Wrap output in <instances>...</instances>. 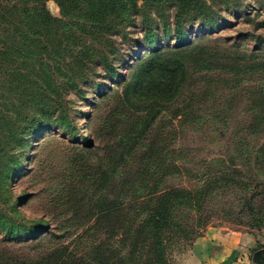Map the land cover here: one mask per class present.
Masks as SVG:
<instances>
[{"label": "rangeland", "instance_id": "rangeland-1", "mask_svg": "<svg viewBox=\"0 0 264 264\" xmlns=\"http://www.w3.org/2000/svg\"><path fill=\"white\" fill-rule=\"evenodd\" d=\"M208 2L212 6L209 20L198 16H193L189 22L186 20L183 42L177 41V35L171 29L176 15L174 4L165 2L159 7L148 3L144 11L134 16V24L120 28L112 35L118 50L117 75L112 77L98 69V74L90 79H83L84 76L72 80L59 78L66 107L57 109V113H61L57 121L45 116L42 129L28 132L31 133L29 140L24 147L17 149L20 152L17 165L4 180L0 207L6 216L20 223L17 229L26 228L28 232L10 238L0 224L3 264H13L9 258L36 257L46 251L45 247L60 241L70 249L82 252L89 249L93 240L104 241L107 233L111 234L108 247L125 249L126 226L120 223L129 217L127 212L118 213L119 224L111 228L96 223L90 208L99 201H105L102 206H106L116 199L117 182L121 180H115V172L112 173L115 170L111 161L113 149L120 135L128 133L133 123L131 135H134L133 131L142 120L145 145L158 139L157 145L165 147L169 156L185 153L190 161L185 164V170L182 166L184 171L180 174L175 173L176 162L168 163L169 176L160 187L200 189L202 183L197 177L206 170L205 161L236 157L235 164L230 159L226 163V177L235 181L236 186H224L199 206L185 209L183 226L185 228L187 224V228L197 233L190 232L187 242L182 241L173 251L172 264H190L189 253L194 241L210 230L250 233L254 238L248 251L245 250L246 261L258 264L254 253L264 248V165L258 167L254 161L251 163L247 153L239 159L235 152L242 141L250 144L249 149H257L264 142V122L255 131L251 127L255 107L264 109V93L261 92L264 89V0ZM47 9L53 16L62 17L61 7L55 0L47 2ZM146 19L159 26L154 48L161 46L164 50L175 51L178 45L198 44L205 36L221 35L229 41V44H223L225 47L232 43L241 45L242 61L236 66L227 58L224 60L226 67L221 70L215 65L202 71L191 69L181 95L164 103L165 108L163 106L155 119L152 118L155 114L146 117L149 113L145 110L130 114L136 109L134 105L116 109L118 101L111 96L112 88L121 90L127 74L133 72L143 53L150 50L144 39ZM164 23L170 25V31L166 32ZM135 40H140L144 46L139 47ZM232 55L230 48L226 57ZM232 68H237L240 74L234 77ZM181 110L185 112L183 118L179 115ZM125 114H130L132 119L120 116ZM135 117L141 121H135ZM142 154L143 149L137 148L120 169L133 173V177L139 167H145ZM241 181L243 184L239 186ZM134 185L126 184L127 187ZM131 198L134 195H122L119 201ZM38 228L43 229L40 235H46L49 228L57 235L39 243L32 239ZM237 251L239 258L244 248L238 247Z\"/></svg>", "mask_w": 264, "mask_h": 264}, {"label": "trees", "instance_id": "trees-1", "mask_svg": "<svg viewBox=\"0 0 264 264\" xmlns=\"http://www.w3.org/2000/svg\"><path fill=\"white\" fill-rule=\"evenodd\" d=\"M48 1L0 0V200L4 180L18 163L20 152L17 149L24 147L29 140L31 133L28 132L42 129L45 116L55 121L60 118L61 113H57V109L64 108L66 103L64 95H61L60 77L72 80L84 76L83 79H90L98 74V69L112 77L117 75L118 50L112 35L120 28L134 24V16L144 11L148 3L159 7L165 2L174 4L176 15L171 29L179 42L186 38V20L190 21L193 16L209 20L212 12L208 0H55L62 12V17H55L47 9ZM144 24V39L150 50L143 53L133 72L127 74L122 89L112 88L111 96L118 101L116 109L124 105L136 106L130 114L145 110L149 113L146 117L155 114L152 115L155 119L164 103L181 95L191 69L202 71L215 65L221 70L226 67L224 60L227 58L236 66L242 61L241 45L232 43L225 47L223 44H229V41L221 35L205 36L204 42L198 44L178 45L175 51L164 50L161 46L154 48L155 32L159 26L148 19ZM169 26L164 23L166 32L171 30ZM135 42H139L141 48L144 46L140 40ZM230 48L233 55L226 57ZM232 69L234 77L240 74L237 68ZM261 92L263 95L264 89ZM255 111L251 122L254 131L264 122V109L255 107ZM130 114L120 116L130 119ZM179 115L183 118L185 112L181 110ZM137 119L135 117L134 120ZM129 128L128 133L120 135L112 154V167L115 166L112 173L115 172V180H121L117 182L119 191L114 197L116 199L106 206H102L105 201H99L90 208L96 223L111 228L119 224L118 213L127 212L129 217L120 223L126 226L125 249L108 247L111 234L107 233L104 241L93 240L88 245L89 249L82 252L70 249L60 241L45 247L46 251L36 257L9 258L13 264H172L173 251L182 241L187 242L190 232H196L187 228V224L185 228L183 226L186 222L185 209L187 206H199L214 192L223 190L224 186L236 184L226 177V163L230 159L235 164L236 157L205 161L206 170L197 177L202 183L200 189L193 191L171 185L160 187L169 176L168 163L176 162L175 173L180 174L185 170V164L190 162L187 155L178 152L176 156H169L165 147L157 145L158 139L145 145L143 120L133 131L134 135H131L134 123ZM239 144L235 152L239 159L247 153L251 163L254 161L258 167L264 165V142L257 149H249L250 144L244 141ZM137 148L144 151L142 159L145 167H139L132 177L133 173L120 167L128 162ZM128 183L135 185L127 187ZM241 184L242 181L239 186ZM130 194L134 198L119 201L122 195L128 197ZM249 208L253 213L251 202ZM0 224L10 238L28 232L26 228L17 229L20 223L6 216L2 207ZM40 230L43 229L38 228L32 238L39 243L52 240L57 235L52 228L45 231L44 236L40 235L43 232ZM2 257L0 254V263Z\"/></svg>", "mask_w": 264, "mask_h": 264}, {"label": "crops", "instance_id": "crops-1", "mask_svg": "<svg viewBox=\"0 0 264 264\" xmlns=\"http://www.w3.org/2000/svg\"><path fill=\"white\" fill-rule=\"evenodd\" d=\"M253 238L246 232L210 230L194 241L189 253L190 264H248L245 250L249 249ZM238 247L244 248L239 258Z\"/></svg>", "mask_w": 264, "mask_h": 264}, {"label": "water", "instance_id": "water-1", "mask_svg": "<svg viewBox=\"0 0 264 264\" xmlns=\"http://www.w3.org/2000/svg\"><path fill=\"white\" fill-rule=\"evenodd\" d=\"M254 260L258 264H264V248H261L254 253Z\"/></svg>", "mask_w": 264, "mask_h": 264}]
</instances>
